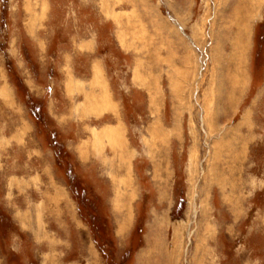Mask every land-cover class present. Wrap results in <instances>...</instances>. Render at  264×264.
<instances>
[{"label":"rangeland","instance_id":"rangeland-1","mask_svg":"<svg viewBox=\"0 0 264 264\" xmlns=\"http://www.w3.org/2000/svg\"><path fill=\"white\" fill-rule=\"evenodd\" d=\"M0 264H264V0H0Z\"/></svg>","mask_w":264,"mask_h":264},{"label":"bare ground","instance_id":"bare-ground-1","mask_svg":"<svg viewBox=\"0 0 264 264\" xmlns=\"http://www.w3.org/2000/svg\"><path fill=\"white\" fill-rule=\"evenodd\" d=\"M98 95V94H97ZM106 102V99L104 100Z\"/></svg>","mask_w":264,"mask_h":264}]
</instances>
